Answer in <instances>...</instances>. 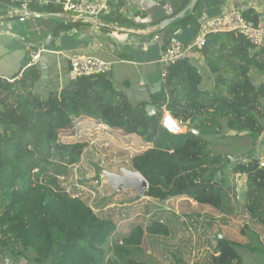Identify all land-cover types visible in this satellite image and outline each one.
Returning a JSON list of instances; mask_svg holds the SVG:
<instances>
[{
	"label": "trees",
	"instance_id": "1",
	"mask_svg": "<svg viewBox=\"0 0 264 264\" xmlns=\"http://www.w3.org/2000/svg\"><path fill=\"white\" fill-rule=\"evenodd\" d=\"M30 1L40 0L0 4L21 9ZM42 1H49L50 13L62 12L63 0ZM191 1L166 18L178 15ZM197 7L174 25L190 22ZM31 11L44 12L38 7ZM244 15L260 23L254 11ZM251 49L243 35L208 37L201 52L216 75L210 91L201 88L202 76L188 59L169 68L158 100L190 126L178 135L161 126L160 114L148 115L147 103L133 105L115 88L110 73L77 76L47 97L37 89L42 78L37 66L10 79L0 78V250L31 264H241L235 248H249L250 234L264 246L262 162L248 158L233 163L209 150L210 137L246 133L254 143L264 134V82L257 85L251 76L253 70L264 73V51L252 54ZM80 113L109 127L108 133L141 138L147 147L128 157L118 173L111 167L104 170L138 172L149 185L143 196L130 190L144 199L147 225L133 226L118 240L116 217H126L135 204L126 205V199L119 198L122 189L114 188L111 195L100 189L86 157L90 138L73 142L61 138V131L69 129ZM107 149L103 151L108 163L112 153ZM228 168L231 174L247 176L241 194L243 215L223 210V170ZM178 200L181 204L173 210ZM192 200L198 202L196 209ZM220 228H227V234L217 231ZM145 239L148 250L143 247Z\"/></svg>",
	"mask_w": 264,
	"mask_h": 264
},
{
	"label": "crops",
	"instance_id": "2",
	"mask_svg": "<svg viewBox=\"0 0 264 264\" xmlns=\"http://www.w3.org/2000/svg\"><path fill=\"white\" fill-rule=\"evenodd\" d=\"M186 1L109 0L108 14L96 20L81 18L77 22L69 20L63 12L50 13L49 1L40 0L38 3L30 1L27 3L26 12L0 4V78L10 79L23 72L27 68L31 54L39 48L55 53L62 52V56L44 53L37 65L42 71V78L37 89L40 94L47 97L49 93L61 89L74 78L68 66V57L85 55L99 58L109 64L110 77L116 89L123 91L133 105L144 102L147 106H155L157 114H160L162 118L165 113V104L158 100V97L165 90V84L161 79L160 60L172 43L178 41L185 46H190L207 20L234 10L242 12L252 10L260 16V23L264 24V0H201L190 22L180 27L174 25L180 20L178 19L172 25L162 27V22L175 18L177 15L171 18L166 17L178 13ZM33 7H38L44 12L34 13L31 11ZM160 21L162 22L158 26L154 25L155 22ZM68 25L71 28L66 30ZM155 31L159 32L152 35ZM49 38H51L50 41ZM262 51L264 47L251 49L252 54ZM188 61L202 76V89L212 90L211 85L215 84L216 75L210 76L211 71L202 52L192 49ZM251 76L257 85L264 82L262 72L253 70ZM205 79L208 80L207 84ZM262 104L264 106V99ZM261 122L264 126V119ZM68 128H89L97 132L100 128L104 131L109 127L98 124L84 116V113H80L77 120ZM103 136L109 141L112 137L118 138L116 144L120 147L116 148L117 150L124 147L133 151L147 148L144 147L146 144L143 145L141 138L131 139V144L127 145L126 141H123L126 138H123L121 133L116 135L107 133ZM227 136L238 145H242L237 148L238 159L243 158L245 161L248 158H256L264 163V134L254 143L246 133L229 132ZM117 150L111 153L118 154ZM227 172L228 199L236 196V184L232 182L235 174H231L230 168ZM246 181L247 176L243 175L239 183L241 191ZM257 253L259 256L256 264H264V246L252 247L251 241L250 247L244 254H240L241 264H248L245 259L249 260ZM7 255L0 250V264H7ZM15 259L16 264L27 263L19 258Z\"/></svg>",
	"mask_w": 264,
	"mask_h": 264
},
{
	"label": "built area",
	"instance_id": "3",
	"mask_svg": "<svg viewBox=\"0 0 264 264\" xmlns=\"http://www.w3.org/2000/svg\"><path fill=\"white\" fill-rule=\"evenodd\" d=\"M26 2L21 8L23 12L28 10ZM63 14L72 22H77L81 18L96 20L102 15H106L110 12L109 0H63L61 3ZM150 32V31H148ZM220 33H234L243 35L252 45L253 49H260L264 47V24L255 23L248 20L244 12L231 11L225 15H220L207 20L201 27L200 32L194 39L190 46H185L181 42L175 41L166 50L161 57V79L166 85L168 78L169 68L178 62L187 60L191 54V50L197 51L203 50L207 43V39L210 35H216ZM158 37H156L157 39ZM54 53L62 56V52H50L45 48H39L33 52L30 56V61L27 64L28 67L37 66L44 53ZM68 66L70 71L77 76H100L109 73V64L102 59L93 58L85 55H75L68 57ZM74 77V78H75ZM161 126L170 134L178 135L183 133L186 126L174 118L169 112L166 111L161 120ZM103 133H108L107 129H104ZM108 138V137H107ZM104 146L109 147V139H104ZM264 167V163H262ZM242 174H236L234 176L236 184V199H240L241 187L239 186ZM2 252V251H1ZM5 253V252H3ZM7 264H16V259L7 255ZM31 264V263H21Z\"/></svg>",
	"mask_w": 264,
	"mask_h": 264
},
{
	"label": "rangeland",
	"instance_id": "4",
	"mask_svg": "<svg viewBox=\"0 0 264 264\" xmlns=\"http://www.w3.org/2000/svg\"><path fill=\"white\" fill-rule=\"evenodd\" d=\"M210 70V69H209ZM211 71V70H210ZM213 74L212 72L210 73V76L212 77ZM207 79H205V83L207 84ZM206 86V85H205ZM212 89L214 87V85L212 84ZM202 88V87H201ZM42 96H46L44 94H41ZM263 101V100H262ZM261 101V102H262ZM97 130V129H96ZM188 129L185 128L183 130V133L186 132ZM103 129H98L97 132L94 130H91L89 128H69L67 130L61 131V138H63L64 141L67 142H73L74 140H82L84 137H88L91 140V148L90 150L87 152V159H88V163L91 164L92 166H94L95 168V179L99 182L100 185V189L105 191V193L107 195H111L114 192V187H111L108 183V175L106 174L107 168L111 167L112 170L116 173L119 172L120 167H122L123 165H126V159L128 157L133 156V154L135 153V150H131V149H124L121 152H119L118 150V154H114L112 153L109 156V162L107 163L105 158L106 153L103 151L104 147V143L102 141H104V136H103ZM261 137V136H260ZM259 137V138H260ZM231 137L227 136V133L223 134L222 136H217V137H210V153L213 155H216L217 157H221L222 159H227L228 158H232V159H238V153L239 150L237 148L241 147L242 145H238L237 143H235L232 139H230ZM118 141V138L116 137H112L110 142V146L108 147L109 149H107V152H116V148H119L120 146H118L116 143ZM123 141H126L127 145H130V141L131 138H126L123 139ZM114 147V148H112ZM125 148V147H124ZM127 148V147H126ZM227 148L229 150H227ZM130 150V151H129ZM104 161L105 164H101V162ZM225 174V189H224V207L223 210L224 213H227V209H231L234 211V215L238 214V215H243V211H244V201L241 198V194L242 191L240 193V199H237L235 201H233V199L228 198L227 199V181L229 180V177H227V169L223 170ZM232 182H235L232 181ZM236 187V186H235ZM123 190V189H122ZM135 192L133 191H124L123 193L118 194L119 198L122 199H126V205L128 204H135L134 205V210H130L129 214L126 217H116L118 218V231L119 234H117L115 236V239H120L121 236L127 235L131 232V229L133 226L141 224L143 226H146L147 221H148V217L146 215L145 210H143V206L141 205L143 204L144 199L143 198H139L137 197L135 194ZM186 198V197H185ZM202 198H206V197H202ZM235 198V196H234ZM207 200V199H206ZM193 201V200H192ZM180 200H178L176 203H173V210H178V206L181 204H179ZM183 202V201H182ZM195 204H198L197 201H193ZM192 203L191 206L195 205ZM211 206V205H209ZM208 206V207H209ZM213 206V205H212ZM211 206V207H212ZM193 207V208H194ZM210 207V208H211ZM197 207H195L194 209H196ZM217 212V211H215ZM220 212H217V215H219ZM217 231H223L225 234H227V228H220L217 229ZM251 239H252V247L254 246H258V248H261L262 245L259 243V241L257 240V237L254 234H250ZM147 240H144L143 243V247L145 248V250L147 249ZM248 248H235L236 252L238 253L239 257H241L240 254H244V252L247 250ZM256 251V250H254ZM257 252V251H256ZM215 255V253H214ZM259 254L257 253V255H252L251 259L247 260L248 264H256V259L258 258Z\"/></svg>",
	"mask_w": 264,
	"mask_h": 264
},
{
	"label": "water",
	"instance_id": "5",
	"mask_svg": "<svg viewBox=\"0 0 264 264\" xmlns=\"http://www.w3.org/2000/svg\"><path fill=\"white\" fill-rule=\"evenodd\" d=\"M200 1L201 0H192L188 5V7L183 12H181L175 18H171L162 22L161 26L168 27L172 25L176 20L184 18L186 13L191 10H194ZM50 40L51 38H49V41ZM48 46L50 45L48 44ZM73 76L75 77V74H73ZM146 112L148 113V115L154 116L157 114V108L155 106L149 105L146 107ZM190 131L196 136L200 135V132L197 130L191 129ZM230 160L233 163H238L243 161V158L240 159L230 158ZM107 175H108L109 185L111 187L116 188V190H121V189H123L124 191L134 190L138 196H143L145 195L149 187L148 182L143 178V176L140 173L128 170L126 168H123L119 174L110 173ZM219 238L222 239V236L220 235Z\"/></svg>",
	"mask_w": 264,
	"mask_h": 264
},
{
	"label": "clouds",
	"instance_id": "6",
	"mask_svg": "<svg viewBox=\"0 0 264 264\" xmlns=\"http://www.w3.org/2000/svg\"><path fill=\"white\" fill-rule=\"evenodd\" d=\"M185 133V132H184ZM182 134V133H181ZM105 147V146H104ZM106 148H108V147H106Z\"/></svg>",
	"mask_w": 264,
	"mask_h": 264
}]
</instances>
